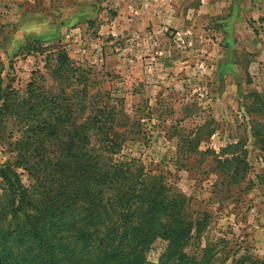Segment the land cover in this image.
<instances>
[{"label":"trees","instance_id":"obj_1","mask_svg":"<svg viewBox=\"0 0 264 264\" xmlns=\"http://www.w3.org/2000/svg\"><path fill=\"white\" fill-rule=\"evenodd\" d=\"M24 49L46 63L24 90L3 85L0 73V142L12 153L0 168V264H264L218 252L211 241L200 255L189 251L211 213L196 215L167 174L122 155L143 133L140 105L132 115L124 87L102 88L98 70L62 45L35 39ZM254 95L253 109L263 112L264 97ZM252 131L264 145V123L254 121ZM240 143L198 152L245 179L247 150L228 152ZM158 240L163 251L152 259Z\"/></svg>","mask_w":264,"mask_h":264},{"label":"rangeland","instance_id":"obj_2","mask_svg":"<svg viewBox=\"0 0 264 264\" xmlns=\"http://www.w3.org/2000/svg\"><path fill=\"white\" fill-rule=\"evenodd\" d=\"M111 1L96 0L92 6L98 8L105 3L106 15L113 16L118 14V7L126 19L135 17L134 10L138 17L148 5L159 2L122 0L118 6ZM252 3L171 1L180 9V24L162 22L161 27L153 29V23L146 31L135 23L126 28L125 34L114 36L111 54L98 58L80 51L76 40H66L59 28L64 24L60 13L69 11L60 9L63 0H37L35 5L26 2L21 9H15L11 0H0L3 85L11 83L24 90L33 71L46 63L45 54L24 49L35 39L24 37L18 51L7 52L4 27L18 21L46 22L43 15L51 13L59 30L51 39H40L44 45H62L73 59L93 65L102 88L123 86L132 115L140 105L143 133L126 143L122 155L141 158L149 168L167 174L193 199L196 215L211 213L209 227L201 239L192 240L189 251L200 255L211 241L218 252L239 251L264 258V145L252 131L254 121L264 123V111L253 109L254 93L264 97V57L258 58L264 49V25H255ZM31 14L35 16L29 19ZM81 27L85 28L82 40L93 49V41L99 36L97 20L86 18ZM50 32L46 33L51 36ZM194 138L198 139L192 141ZM237 142L240 145L228 152L247 150L249 168L245 179L232 178L231 170L219 171L214 155L198 152L210 148L220 153L223 147ZM11 159L8 146L0 142V168ZM20 171L23 182L29 185V176ZM163 245L158 240L149 257L156 259Z\"/></svg>","mask_w":264,"mask_h":264},{"label":"crops","instance_id":"obj_3","mask_svg":"<svg viewBox=\"0 0 264 264\" xmlns=\"http://www.w3.org/2000/svg\"><path fill=\"white\" fill-rule=\"evenodd\" d=\"M7 0H2L5 2ZM10 1V0H9ZM12 4L15 6V9H21L22 5L30 3L35 5L37 0H11ZM29 1V2H28ZM47 1V0H46ZM51 1V0H50ZM96 0H63L62 6L59 5L61 10H69L67 13H60L61 20L64 24L63 26L59 27L60 30L65 34L66 40L69 41L76 40L75 45L78 42L79 50L82 51L84 54H88L90 57L98 56L101 58L103 56H108L111 54L112 44L114 41V36H119L120 34H125L126 28H130L131 26H139V29L146 30L148 26L154 23V28L161 27L160 24L168 23V24H180L183 20L179 19L180 9L179 7L172 6L171 1L175 2V0H159L157 5H148L147 10L141 12V14L137 17L136 10L133 12L134 18L127 17L126 19L120 14L119 8L115 7V11H118L117 15H106V8L105 3H101L98 8L93 7L92 3ZM114 1V0H112ZM111 1V2H112ZM115 2L120 6L122 4V0H115ZM147 2V1H146ZM239 3H246L249 4L252 0H238ZM73 3V4H72ZM120 4V5H119ZM151 4V3H150ZM154 4V3H153ZM102 6V8H101ZM114 5H111V8ZM253 8L254 12V19L257 20L255 23L256 26L264 25V0H253V3L250 9ZM159 12V16H157L156 12ZM177 12V16L170 20L172 15ZM40 14V13H39ZM35 15L31 14L29 19L33 18ZM38 16V15H37ZM46 16V22H38L34 21H27L25 23H21L20 21L16 22L14 25H6L4 28L6 29V37L4 39V49L11 53H15L20 49L22 46V39L31 38V39H43L48 40L51 37L57 35L58 27L53 22L52 14L43 15ZM86 18H94L97 20V25H99L98 29V37L94 39L93 49H88L87 44L82 40L85 35V28L81 27L86 22ZM96 18V19H95ZM135 20V21H131ZM131 21V22H130ZM172 22V23H170ZM43 23V24H40ZM45 28V29H44ZM152 29V30H153ZM51 31V36L47 33ZM147 31V30H146ZM61 32V33H62ZM131 34V33H130ZM264 34V33H263ZM61 36V35H60ZM82 36V38H81ZM74 42V41H72ZM100 46V47H99ZM264 57V49L258 54V58Z\"/></svg>","mask_w":264,"mask_h":264}]
</instances>
